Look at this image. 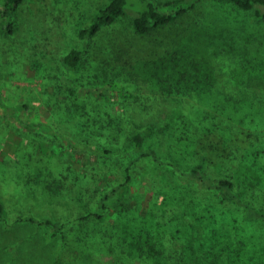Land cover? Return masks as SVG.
I'll return each mask as SVG.
<instances>
[{"label": "trees", "instance_id": "trees-1", "mask_svg": "<svg viewBox=\"0 0 264 264\" xmlns=\"http://www.w3.org/2000/svg\"><path fill=\"white\" fill-rule=\"evenodd\" d=\"M225 1L232 6V17L222 24L223 30L229 32L234 40L248 37L245 43L252 44L249 36L257 29L251 22L253 20L259 23V50L264 48V0ZM36 2L2 0L0 32L13 34L19 26L16 18L18 7H25L28 3L35 8ZM203 2L109 0L100 5L89 24L78 28L76 37L81 43L68 47L61 54L59 64L74 74H81L78 78L80 83L91 77L92 73H84L91 62L115 73L127 74L134 69L142 70L143 74L150 76L153 74L144 66L146 63L154 64L158 66L155 76L159 79L167 75V69L172 68L173 71L165 78L168 84L164 90L170 94L183 95L184 98L173 99L170 118L157 121L152 116L151 121L141 123L133 121V115L138 109L134 103L132 106L121 103L123 108L116 109L118 104L108 100L102 93H80L78 84L65 86L61 82L55 83L53 93L49 90L51 82L46 84L40 99L45 103L50 116L45 122L27 123L26 126L32 127L34 132L20 130L15 148H29L27 153L30 156L24 160L26 165L23 164L26 168L22 175L23 181L37 192L45 190L50 200L39 211L26 206L14 216L12 223L30 222L39 226L49 238L53 236L57 239L55 242H60V247L56 257L60 264H93V261L99 262L100 254L110 251L113 259L111 264H126L131 259H138L139 264H184L189 254L184 246L180 249L176 246L183 231L182 224L189 220L192 223L193 215L194 218L204 215L209 208H213L214 213L226 211L221 209V205H224L222 203L235 206L242 217L232 213L230 217L223 213L224 218L214 215L213 223L216 227H211L209 231L207 229L203 239L200 242L197 240V245L211 248L208 246L209 241L215 242L216 247L212 249L219 251L225 243L229 242L231 247V244L238 242V249L235 248L238 259L245 260L253 255L250 252L251 246L256 249L257 242L252 238L254 234L248 233L252 232L249 224L264 220V123L259 128L243 127L231 118L213 112L209 105L197 97L194 98L198 84H204L205 81L207 84L203 75L193 83H186L187 78L183 80L182 77L172 81L175 79L174 68L184 70L193 66L200 69L198 59L191 57L189 64L186 63L193 52L188 49L186 39L200 29V23L194 19ZM39 10L45 15L50 13V9ZM130 10L135 15L128 28L122 26L121 22ZM59 34L63 37V33ZM172 82L178 83L174 85ZM150 102L157 107L162 106L158 101ZM0 103L10 110L9 104L1 97ZM12 111L16 114L15 109ZM0 132L3 134L0 136V163L7 164L6 159L10 157H1V153L6 148L8 137L4 131ZM166 134L176 138L177 142L187 141L179 147L183 148L180 153L169 145L168 154L159 152L158 143L153 138H162ZM54 138L89 152L98 157L99 163L103 161L108 164L110 159L126 155L120 182L111 185L113 181L108 182L103 176L96 178L99 179L101 196L93 206L94 210L84 209L81 202L85 198L83 193L72 192L74 181L71 182L68 170L58 175L54 173V176L38 173L42 169H39L35 161L46 160L45 156H40V148ZM189 158L194 161H189ZM49 161L53 165L42 174L51 172V167L58 170L55 160ZM148 163L168 166L174 179L171 182L163 180L156 183L153 180L151 183L150 180L138 183L137 175L144 172ZM132 185L137 189L132 192L136 196L135 202L127 203V206L119 204V208L118 204H114L117 212L112 214L114 206L109 201H115L118 194L120 199H124V194L131 190ZM194 185L202 187L208 196L195 192ZM55 189L61 193L58 195ZM141 189L144 191L139 194ZM179 197L183 201L177 205ZM213 197L216 203L214 200L209 203ZM7 206L10 211H14L11 206ZM2 209L0 201V223L4 222ZM55 209L60 218L53 217ZM112 215L114 218L108 219ZM127 217H134V224L129 226L131 228L126 225ZM195 223L199 232L203 233V225ZM221 229L227 230L220 232ZM130 233L134 235L133 238ZM70 245H78L75 249L79 250L81 260L68 262L63 250ZM197 253L195 261L198 263H216L205 252ZM230 261L238 264L233 259Z\"/></svg>", "mask_w": 264, "mask_h": 264}, {"label": "rangeland", "instance_id": "rangeland-1", "mask_svg": "<svg viewBox=\"0 0 264 264\" xmlns=\"http://www.w3.org/2000/svg\"><path fill=\"white\" fill-rule=\"evenodd\" d=\"M108 1L37 0L34 6L38 9L28 3L25 7H18L16 18L19 21V26L13 34L8 35L0 32V97L10 106V110H8L0 103V131H4L8 137L6 148L3 149L1 157L5 155L10 157L6 159L7 164L0 163V201L3 204L2 214L5 217V219L3 217L4 222L0 223V264H60L56 257L60 247V242H55L57 239H54L53 236L49 238L44 234V231L40 230L39 226L30 222H28L29 224L12 223L14 216H17L26 206L38 210L50 200L45 190L42 193L37 192L23 181L22 175L26 169L24 160L30 156V153H27L29 148H15L20 130L34 132L32 127L26 126L27 123L45 122L50 116L45 103L40 99L42 95L40 93L47 83L51 82L49 86L51 93L55 92V83L61 82L65 86L78 84L80 93L85 95L103 94L108 100H113L112 102L118 104L116 109L123 108L121 103L130 106L134 103L138 109L133 115V121L141 123L151 121L152 116L158 119L157 121L170 118L173 99L182 100L184 98L183 95L170 94L164 90L168 84V79L165 78L173 71L172 68L167 69V75L159 79L155 76L158 66L154 64L146 63L144 66L153 74L150 76L151 74H143L142 70L134 69L128 71L127 74L115 73L112 70L102 69L91 62L84 69V73H92L91 77L80 83L78 78L81 74H74L59 64L61 54L68 47L81 43L76 37L78 28L89 24L100 5ZM1 5L2 0H0ZM40 8L43 11L50 9L49 15L43 14L39 10ZM133 15L135 12L130 10L127 17L122 19L121 25L130 28ZM231 17L232 6L228 5L225 0H204L194 19L200 23V29L186 39L189 44H187L188 49L193 51L186 63L191 57L198 59L200 69L197 70L193 66L186 67L184 70L174 68L176 69L173 72L175 79L172 81H177L176 78L182 77L183 80L187 78L186 83H193V81L199 80V76H205L207 84L206 81L204 84H198L194 98L197 97L209 105L213 112L225 115L243 127L259 128L264 123V48L259 50V23L251 20L257 29L254 30L251 27L255 32L249 36L253 43L247 44L245 41L248 37H243L244 40H234L229 32L224 31L221 27ZM59 32L61 35L63 33V37H60ZM88 56L90 57V52ZM172 83L176 85L178 82ZM150 101H158L162 104L161 108ZM13 109L16 114L12 113ZM0 136H3L2 132H0ZM153 141L158 143L157 149L163 155L168 154L170 150L168 145L180 153L183 148L179 147L187 143V141L177 142L176 138L167 134L162 138L154 137ZM41 155L45 156L46 160L40 162L37 159L35 161L40 166L39 169H42L38 173L54 176V173L58 175L65 169L68 170L71 182L74 181L71 185L72 192L85 195L81 202L87 211L94 210L93 206L101 196V191L98 189L99 179L96 180V178L103 176L108 179V182L113 181L111 185L120 182L125 158H127L125 154H122L120 157L116 156L110 159L108 164L103 161L99 163L98 157L85 150L75 148L60 138H54L47 145L44 144L43 148H40ZM49 160H55V165L59 168L55 171L51 167V172L42 174L53 165V162ZM189 161H194V159L189 158ZM148 164V167L143 170L144 172L137 175L138 183L150 180L151 183L153 180L156 183L163 180L171 182L174 179V174L168 166ZM34 169L37 168L34 167ZM57 185L59 184L55 186ZM194 187L192 189L195 192L206 195L204 197L208 196V193L203 192L202 187L196 185ZM59 189H55L58 190L56 192L58 195ZM135 191L137 189L132 185L131 190L124 194V199H120V194H118L115 201L113 199L109 203L112 206L118 204V208L121 206L119 204L126 206L127 203L132 204L136 200V196L132 193ZM143 191L144 189H141L139 194ZM211 196L213 195L211 194ZM252 196L253 193L250 197ZM212 200L216 203L214 197L209 200V203ZM178 201L179 203L176 204L180 205L183 200L179 197ZM222 204L224 205H221V209L226 211L214 213V209L209 208L207 213L204 212V215H197L196 218L194 215L192 218L190 217L193 220L192 223L187 219L188 215L185 216L186 221L189 220V222L182 224L183 231L176 242L179 249L184 246L189 254L188 261L184 264H201L195 261V258L198 257L197 252L201 251L205 252L207 257H212L211 259L216 261L215 264H235L230 259L235 260L238 264H264V220L245 221L251 222L249 226H252L254 233H248L254 234L252 238H255V243L257 242L256 249L251 246L250 252L253 255L245 260L236 257L238 251L235 248L238 249V242L231 244V247L228 245L229 242L225 243L220 248L222 250L219 249V251L212 249L216 247L215 242L209 241L208 246L211 248L197 245V240L200 242L203 239L207 229L209 231L211 227H216L213 223L215 217L224 218L223 213L229 217L230 213L237 216L241 214L240 210L232 204ZM7 205L11 206L14 211H10ZM115 207L112 209V214L117 212ZM57 211L55 209L52 212L53 217L60 218ZM214 215L216 216L214 217ZM112 218L114 215L108 217L110 220ZM133 221L134 217H127L126 225L129 227L130 224H134ZM195 222L203 225V233L199 232ZM225 230L227 229H221L220 232H225ZM73 231L77 232L78 230ZM135 233L137 234L136 231ZM130 236L134 237L132 233ZM77 246L64 247L63 251L64 254H67L68 262L81 260L79 250L75 249ZM110 253L111 251L103 252L99 256V262L93 261V264H111L113 259ZM204 259L205 257H203ZM204 262L206 261L204 260ZM210 262L207 263L210 264ZM62 264L68 263L62 262ZM126 264H139V261L131 259Z\"/></svg>", "mask_w": 264, "mask_h": 264}]
</instances>
